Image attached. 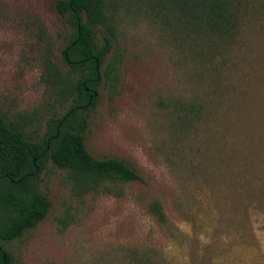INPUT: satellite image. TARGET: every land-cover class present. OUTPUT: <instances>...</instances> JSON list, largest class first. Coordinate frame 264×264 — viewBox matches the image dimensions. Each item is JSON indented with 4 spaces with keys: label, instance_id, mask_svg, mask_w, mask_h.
<instances>
[{
    "label": "rangeland",
    "instance_id": "obj_1",
    "mask_svg": "<svg viewBox=\"0 0 264 264\" xmlns=\"http://www.w3.org/2000/svg\"><path fill=\"white\" fill-rule=\"evenodd\" d=\"M54 2L0 0V115L9 121L43 105L39 24L64 64L70 17ZM119 18L102 72L116 53L120 82L112 94L98 86L85 141L142 180L78 198L49 164L36 178L48 217L4 249L15 264H264V0H244L237 32L214 42L139 1ZM105 35L96 30L97 49Z\"/></svg>",
    "mask_w": 264,
    "mask_h": 264
},
{
    "label": "trees",
    "instance_id": "obj_2",
    "mask_svg": "<svg viewBox=\"0 0 264 264\" xmlns=\"http://www.w3.org/2000/svg\"><path fill=\"white\" fill-rule=\"evenodd\" d=\"M134 1L141 2L166 25H178L188 34L213 42L233 37L244 4V0H55L56 12L70 17L64 36L60 35L68 41L64 64L56 62L55 42L39 24L42 108L21 115L17 121L0 115V210L4 214L0 222V264H4L3 257L5 264H15L13 254L4 245L22 239L50 213L51 202L36 182L49 164L67 173L72 194L78 198L114 194L113 185L142 180L138 171L123 160L94 157L85 141L90 121L84 112L98 101L94 98L88 105L92 93L102 82L111 94L118 88L120 56L115 53L103 72L102 67L116 41L120 13ZM100 27L107 35L104 47L97 49L96 30ZM58 131V137L51 140ZM36 168L39 173L30 176ZM149 209L159 221L166 222L160 202L153 201Z\"/></svg>",
    "mask_w": 264,
    "mask_h": 264
},
{
    "label": "water",
    "instance_id": "obj_3",
    "mask_svg": "<svg viewBox=\"0 0 264 264\" xmlns=\"http://www.w3.org/2000/svg\"><path fill=\"white\" fill-rule=\"evenodd\" d=\"M96 61V63H97V70L99 71L100 70V66H99V61L96 59L95 60ZM100 77L98 78V81H100ZM85 90L88 92L89 91V89L88 88H85ZM99 96V92L98 91H95L93 94H92V96L90 97V101H89V104L88 105H91V103H92V100L94 99V98H97ZM58 135H59V131L57 132V135L56 136H54V137H52L51 138V140H55L57 137H58ZM36 160H35V164H36ZM39 173V168H36V172L34 173V174H31L30 176H32V177H34L35 175H37ZM19 182H21V181H19ZM0 250H2V246L0 245ZM3 260H4V264H5V257L3 258Z\"/></svg>",
    "mask_w": 264,
    "mask_h": 264
},
{
    "label": "flooded vegetation",
    "instance_id": "obj_4",
    "mask_svg": "<svg viewBox=\"0 0 264 264\" xmlns=\"http://www.w3.org/2000/svg\"><path fill=\"white\" fill-rule=\"evenodd\" d=\"M93 94V93H92ZM48 145H49V143H48ZM4 258V257H3Z\"/></svg>",
    "mask_w": 264,
    "mask_h": 264
}]
</instances>
